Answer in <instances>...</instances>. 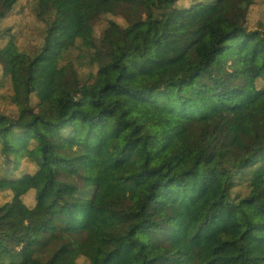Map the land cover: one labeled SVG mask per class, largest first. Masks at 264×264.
<instances>
[{"label":"trees","instance_id":"16d2710c","mask_svg":"<svg viewBox=\"0 0 264 264\" xmlns=\"http://www.w3.org/2000/svg\"><path fill=\"white\" fill-rule=\"evenodd\" d=\"M104 1L0 0V212L25 211L0 264H97L114 197L102 264H264V0ZM205 8L188 66L149 86L126 58Z\"/></svg>","mask_w":264,"mask_h":264},{"label":"rangeland","instance_id":"374dc122","mask_svg":"<svg viewBox=\"0 0 264 264\" xmlns=\"http://www.w3.org/2000/svg\"><path fill=\"white\" fill-rule=\"evenodd\" d=\"M86 9L84 15H92L93 12H100L112 5L107 4L104 0H84ZM114 8V7H113ZM217 13L216 8L198 9L196 12L186 15L170 29L166 46L155 48L150 43L145 49L143 58L137 55L129 56L126 60L134 65L144 76L149 86L154 83L164 84L170 76H177L182 73L189 64L186 55L190 44L202 38L208 20ZM64 14V12H62ZM140 33V29H133L128 33H114L111 38L117 42L126 41L129 50L134 47L135 40ZM124 40V41H123ZM49 91L57 93L58 89L53 86ZM108 197V191L102 190L101 198ZM123 205L118 197L110 199V211L103 212L101 216L94 217L91 221V227L99 237V254L96 257V263L102 264V259L107 250L112 247L115 239L123 234ZM25 218V211L17 204L9 206L5 212H0V228L9 231L18 227ZM26 223L30 220L27 218ZM109 264H126L124 261L115 259Z\"/></svg>","mask_w":264,"mask_h":264}]
</instances>
